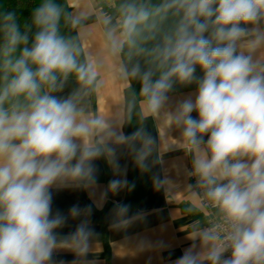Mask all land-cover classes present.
<instances>
[{
    "label": "clouds",
    "instance_id": "clouds-1",
    "mask_svg": "<svg viewBox=\"0 0 264 264\" xmlns=\"http://www.w3.org/2000/svg\"><path fill=\"white\" fill-rule=\"evenodd\" d=\"M112 6L117 16L98 18L106 50L127 56L118 73L140 83L147 112L164 108L175 85H196L169 123L181 130L189 174L221 223L200 230L202 253L190 246L175 264H264V0ZM87 18L55 0H40L22 26L16 13L0 11V264H53L67 217L53 212L52 189L96 184L94 161L104 157L119 177L108 189L118 192L128 181L113 143L126 146L142 168L156 144L146 128L122 135L90 110L87 98L101 86L99 62L82 59L79 33H61L62 20L79 29ZM70 78L78 87L55 95ZM85 211L91 208L73 206L70 214ZM114 211L123 217L128 208L117 204ZM92 235L83 221L73 237L78 254H87Z\"/></svg>",
    "mask_w": 264,
    "mask_h": 264
},
{
    "label": "crops",
    "instance_id": "crops-1",
    "mask_svg": "<svg viewBox=\"0 0 264 264\" xmlns=\"http://www.w3.org/2000/svg\"><path fill=\"white\" fill-rule=\"evenodd\" d=\"M67 3L72 14L81 11L88 14L83 25L75 29V34L79 33L84 58L99 62L98 81L101 86L91 91L87 98L89 108L103 117L112 131L125 135L124 96L130 80L120 77L118 65L123 61L122 55L115 57L106 50L105 26L98 19L102 13L112 15L108 9L113 7V1L67 0ZM76 87L77 82L70 78L65 88L55 95L65 98ZM195 91L170 94L169 103L156 114L147 112L142 101L139 103L143 128L156 139V144L148 161L150 187L137 209L128 210L123 217L114 211L117 204L125 201L128 186L118 192L108 189L109 182L119 177L104 157L94 161L96 184L52 189L53 212L59 210L67 217L64 225L57 229L60 248L53 253V264H175L190 246H194L195 251L203 252L199 232L209 229L208 216L193 187L189 174L191 156L181 147V130L169 123L170 113L177 102L189 95L194 98ZM192 115L197 117L195 112ZM113 147L117 149V162L123 178L128 181L130 152L126 146L116 143H113ZM107 205L110 207L105 209ZM73 206L82 210L91 208V212L85 211L81 216L74 217L70 214ZM85 220L93 235L90 237L89 251L86 255H80L75 251L73 237ZM106 244L110 263L106 256Z\"/></svg>",
    "mask_w": 264,
    "mask_h": 264
},
{
    "label": "trees",
    "instance_id": "trees-1",
    "mask_svg": "<svg viewBox=\"0 0 264 264\" xmlns=\"http://www.w3.org/2000/svg\"><path fill=\"white\" fill-rule=\"evenodd\" d=\"M113 4H118L120 0H112ZM40 2V0H0V11H12L16 13L18 17V23L23 25L24 22L30 20L32 9ZM55 2L60 3L64 6L65 10L71 13L70 7H68L67 0H55ZM159 0H153V3H158ZM112 4V5H113ZM108 11L112 15H118V12L114 7L108 9ZM75 29H73L70 25L66 24L63 20L61 22V33L66 36H76ZM122 58L124 62H127V56L122 54ZM84 59V55L82 56ZM143 63V61H141ZM197 76H202L203 73L199 68L196 70ZM73 79V78H72ZM129 86L125 89V123L123 130L125 135H131L135 131L140 128H143V118L141 111L139 110V103L143 100V98L139 95V89L141 87L140 83L137 80H131L129 82ZM196 89V85L192 84L190 86H181L175 85L173 91L170 94H175L182 91L193 90ZM138 143V142H137ZM129 150V149H128ZM130 152V166H129V175H128V187L127 195L125 201L122 202L121 205L127 206L128 210H135L139 207L140 201L144 198L147 191L150 187V178H149V157L146 161L147 167L142 168L138 165L137 161L134 158V155ZM110 205H107L105 209H108ZM107 247V255L108 263H110V256L108 245Z\"/></svg>",
    "mask_w": 264,
    "mask_h": 264
},
{
    "label": "built area",
    "instance_id": "built-area-1",
    "mask_svg": "<svg viewBox=\"0 0 264 264\" xmlns=\"http://www.w3.org/2000/svg\"><path fill=\"white\" fill-rule=\"evenodd\" d=\"M191 179H192V183H193V187H195V189L197 190L199 196H200V200L202 201L205 209H206V215L208 216V223H209V228H212L216 225H219L221 223L220 220V215L219 212L216 208L210 206L203 197V191L202 189L196 187V178L194 176L191 175ZM227 256H230V253H226Z\"/></svg>",
    "mask_w": 264,
    "mask_h": 264
}]
</instances>
